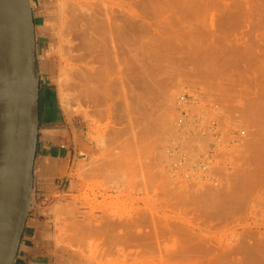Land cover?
Returning a JSON list of instances; mask_svg holds the SVG:
<instances>
[{
	"label": "rangeland",
	"instance_id": "374dc122",
	"mask_svg": "<svg viewBox=\"0 0 264 264\" xmlns=\"http://www.w3.org/2000/svg\"><path fill=\"white\" fill-rule=\"evenodd\" d=\"M64 1L54 41L60 101L85 118L94 148L57 215L72 264H264V0ZM85 10L104 23L106 63L84 64L64 40L62 20ZM100 65L109 73L94 77ZM181 94L217 104L219 125L245 135L199 166L206 117H192L186 141ZM173 138L190 162L167 151Z\"/></svg>",
	"mask_w": 264,
	"mask_h": 264
},
{
	"label": "crops",
	"instance_id": "0c3cea01",
	"mask_svg": "<svg viewBox=\"0 0 264 264\" xmlns=\"http://www.w3.org/2000/svg\"><path fill=\"white\" fill-rule=\"evenodd\" d=\"M60 2L64 0H30L39 66V121L33 196L13 264L73 263L59 241L57 215L79 191L81 165L94 150L85 118L60 101L54 54L56 30L63 19Z\"/></svg>",
	"mask_w": 264,
	"mask_h": 264
},
{
	"label": "water",
	"instance_id": "95a60500",
	"mask_svg": "<svg viewBox=\"0 0 264 264\" xmlns=\"http://www.w3.org/2000/svg\"><path fill=\"white\" fill-rule=\"evenodd\" d=\"M38 121L30 0H0V264H13L32 200Z\"/></svg>",
	"mask_w": 264,
	"mask_h": 264
},
{
	"label": "bare ground",
	"instance_id": "6f19581e",
	"mask_svg": "<svg viewBox=\"0 0 264 264\" xmlns=\"http://www.w3.org/2000/svg\"><path fill=\"white\" fill-rule=\"evenodd\" d=\"M81 2H83L82 0H80ZM79 1V2H80ZM65 2V1H64ZM63 2V3H64ZM70 1H68V3H69ZM76 2H77V0H76ZM86 2V1H85ZM61 3V2H60ZM67 5H68V3L67 2H65ZM153 3V2H152ZM77 4V3H76ZM81 4V3H80ZM79 4V5H80ZM83 4H84V2L82 3V5L81 6H83ZM87 4H88V1H87ZM60 5H62V4H60ZM78 5V6H79ZM150 5V4H149ZM77 6V5H76ZM81 6H79V8L81 7ZM260 6V5H259ZM84 7V6H83ZM82 7V8H83ZM152 7V6H151ZM63 8H64V5H63ZM65 8H67L66 7V5H65ZM64 8V10H66ZM70 8V7H69ZM155 8V7H154ZM258 8V7H257ZM62 9V8H61ZM81 9V8H80ZM80 9H79V11H80ZM85 9H87L86 7H85ZM97 9V8H96ZM68 10V9H67ZM70 11H71V9H69ZM76 9H74V11H75ZM82 10V9H81ZM88 10V9H87ZM83 11V10H82ZM86 11V10H85ZM93 11V10H92ZM66 12V11H65ZM90 12V11H89ZM63 13H64V11H63ZM67 13V12H66ZM86 13L87 14H85L84 16L82 15L81 16V19L80 18H78V19H80V20H78V19H73L74 21H77V23L75 22V24L73 23L74 21H71L70 19L68 20V19H65L64 18V20H62V24H63V26H64V28H65V31H64V29H63V32L65 33L66 32V34H65V36H66V38H64V40L67 42V44L69 45V46H67V47H70V48H74V50H76L78 53L76 54V56H77V58H78V60L79 61H81V62H83L84 64H86V62H84V60H86L87 58H89L91 61H94V64H95V60L96 59H99V61L101 62V61H103L102 63H100L98 60H96V61H98L99 63H97V65H99V64H103L104 62L106 63V60H105V58H104V56L106 57V59H108L107 58V56H108V54H109V52L111 53V51L110 50H112L113 49V47H112V45L109 43H106V41H105V37H103L102 35V32L104 31V34L106 33L105 32V30L103 29V28H105L104 26H102L104 23H102V21L101 20H96V19H91L90 17H92V15L93 14H89L87 11H86ZM93 13V12H92ZM105 13V12H104ZM68 14V13H67ZM67 14H66V16H67ZM74 14V13H73ZM77 15H78V13H76ZM101 14V13H100ZM261 14V13H260ZM88 15V18H86V16ZM98 15V14H97ZM111 15V14H110ZM65 16V15H64ZM65 16V17H66ZM75 16V15H74ZM76 17H78V16H76ZM83 17V18H82ZM138 17V16H137ZM67 18V17H66ZM261 20H264V19H261ZM260 20V21H261ZM106 21V20H105ZM65 22H66V24H65ZM72 22V23H71ZM99 22H101V24L99 23ZM113 22V21H112ZM120 22V21H119ZM258 23H260V24H262V23H264V22H258ZM75 26V29H73V31L71 30V26ZM256 27V26H255ZM72 28H74V27H72ZM107 28V27H106ZM258 29V28H257ZM59 30V29H58ZM103 30V31H102ZM123 31V30H122ZM61 31H59L57 34L59 35V34H62V33H60ZM113 32V31H112ZM63 33V34H64ZM56 34V35H57ZM111 34V33H110ZM60 36V35H59ZM105 36V35H104ZM108 35H106V37H107ZM111 36V35H110ZM58 37V36H57ZM63 37H64V35H63ZM120 37V36H119ZM107 39V38H106ZM129 39V38H128ZM75 40V43L73 42ZM110 42L112 41L111 40V37H110ZM108 40V41H109ZM129 41V40H128ZM112 42H114V40L112 41ZM111 42V43H112ZM72 43L74 44V46L72 45ZM113 44V46H114V44H116V43H112ZM111 45V47L112 48H109L108 46H110ZM119 46H120V43H119ZM118 46V47H119ZM124 46V45H123ZM131 46V45H130ZM115 47H116V45H115ZM63 49V48H62ZM71 49V51H73ZM134 49H135V47H134ZM116 50V49H115ZM66 51V50H65ZM71 51H70V54H71ZM67 52V51H66ZM65 52V53H66ZM75 52V51H74ZM108 54H107V53ZM69 53V52H68ZM107 54V56L105 55V54ZM103 54V55H102ZM73 55V54H72ZM102 55V56H101ZM135 55V54H134ZM62 56V55H61ZM115 56H116V54H115ZM102 57V58H101ZM110 57H112V55L110 56ZM133 57V56H132ZM76 58V59H77ZM104 59V60H103ZM90 60H88L87 59V62H89ZM110 60V59H109ZM119 60V59H118ZM71 61V60H70ZM91 61H90V63H91ZM113 61V60H112ZM123 61V60H122ZM78 62V61H77ZM115 62V61H114ZM78 64V63H77ZM83 64V65H84ZM93 64V63H92ZM87 65H88V63H87ZM138 65V64H137ZM79 66V65H78ZM89 66H90V64H89ZM94 66V65H93ZM92 66V67H93ZM96 66V65H95ZM101 66V65H100ZM74 67V66H73ZM87 66H85L84 68H86ZM91 67V68H92ZM66 68V67H65ZM96 68H98V67H96ZM100 69H98L97 71L95 70H92V71H94V72H92L91 71V74H93L94 73V75H92V76H94V77H98V78H100V75H103L104 74V72H107V73H109L108 72V69L106 68V66H104V68L105 69H107V71L105 70V69H103L102 68V66L101 67H99ZM69 69V68H68ZM71 69V68H70ZM69 69V70H70ZM83 69V68H82ZM93 69H95V68H93ZM105 70L104 72H102L103 70ZM79 70V69H78ZM99 70H100V73H99ZM111 69H109V71H110ZM86 72H87V70H85ZM88 71L90 72V70H89V68H88ZM116 71V70H115ZM73 72V71H72ZM88 72V73H89ZM78 73H80L79 71H78ZM106 73V74H107ZM73 74H75V73H73ZM100 74V75H99ZM133 74V73H132ZM71 75V74H70ZM76 75H77V71H76ZM75 75V76H76ZM135 75V74H134ZM74 76V75H73ZM78 77H80V76H82V74L79 76V75H77ZM89 76V75H88ZM106 76V75H105ZM68 77V76H67ZM78 77H76V80L78 79ZM102 77V76H101ZM107 77V76H106ZM82 77H80V79H81ZM84 78V77H83ZM90 78V77H89ZM89 78H87V79H89ZM103 78V77H102ZM101 78V79H102ZM135 78V77H134ZM133 78V79H134ZM105 79V78H104ZM108 79V78H107ZM84 80V79H83ZM122 80H123V78H122ZM75 81V80H74ZM89 81V80H88ZM104 81V80H103ZM124 81V80H123ZM72 82V81H71ZM77 82V81H76ZM99 82V81H98ZM120 82V81H119ZM135 82V81H134ZM78 83V82H77ZM79 83H80V81H79ZM83 83H84V81H83ZM86 83V82H85ZM100 83V82H99ZM109 83V82H108ZM138 83V82H137ZM74 84V83H73ZM91 85V84H90ZM101 86V85H100ZM74 88V87H73ZM100 88V87H99ZM104 88V87H103ZM62 89V88H61ZM80 89V88H79ZM98 89V88H97ZM107 89V88H106ZM78 91V90H77ZM101 91H103V90H101ZM100 93V91L97 93V94H99ZM102 93V92H101ZM92 94V93H91ZM63 96V95H62ZM75 96V95H74ZM100 96V95H99ZM98 96V97H99ZM64 97V96H63ZM67 99V98H66ZM69 99V98H68ZM79 100V99H78ZM64 101V100H63ZM71 102H73V101H71ZM67 104V103H66ZM203 108H202V106H200V107H196V108H192V111H194V113L198 116V118L201 120L202 118H204V117H202L201 116V114L202 113H204L203 112V110H202ZM215 113H216V111H215ZM249 117V116H248ZM252 117V116H251ZM192 126H193V128H192ZM195 125H191V126H187V127H185V129L186 128H188V129H191V131H193V129H195ZM232 127H234V126H232ZM232 127H229V128H224V127H222V126H220L219 125V122H218V129H221V132H222V130H223V136H222V141H224V140H228L229 139V137H230V135L228 134V131H229V129L230 128H232ZM224 128V129H223ZM235 128V127H234ZM199 129V132L202 134V135H207L208 136V140L209 139H211V136H210V134H208V133H205V134H203V132H202V130L203 129H200V128H198ZM191 134H192V132H191ZM190 134V135H191ZM207 143H208V141H207ZM236 144V143H235ZM228 144H223L222 145V147L221 148H223V147H225V146H227ZM230 145H234V144H230ZM220 148V149H221ZM218 150V149H217ZM57 206V205H56ZM61 207V206H60ZM58 208V207H57ZM60 209V208H59ZM60 212H61V209H60ZM59 212V213H60ZM139 236L140 235H136V240L138 239H141V238H143L144 237V235H143V237H141V238H139ZM142 236V235H141ZM135 237V236H134ZM150 239V238H149Z\"/></svg>",
	"mask_w": 264,
	"mask_h": 264
},
{
	"label": "built area",
	"instance_id": "2783aa9c",
	"mask_svg": "<svg viewBox=\"0 0 264 264\" xmlns=\"http://www.w3.org/2000/svg\"><path fill=\"white\" fill-rule=\"evenodd\" d=\"M177 109H178V115L176 118V123L181 128H184L185 132V140L187 141L190 138L191 129H188L185 127L191 126L193 124L192 117L196 118V120H199L198 116L192 111V108H198L200 106H203L204 113L201 114L202 117H206V123L202 127L203 134L208 133L211 136V139L208 140L207 148H206V155L204 156V162L199 163V166L204 165L203 163H208L211 160V153L215 152V150L220 149L223 144H238L241 137L245 135L244 129H239V127H232L229 129L228 134L230 135L229 139L226 141H222L223 136V130L221 132V129H218V115L219 113H215L216 110L220 109V107L217 104H211V105H205L200 101V99H194L192 97L186 96L184 94H181L177 97ZM218 114V115H217ZM223 119V118H221ZM196 126V125H195ZM227 126V122H224V128ZM223 128V129H224ZM174 145L171 144L169 148H167V151L169 152H175L177 151L179 153L178 161L181 163V165H184L187 162H190V159H188V151L186 150L185 143L178 142L176 139L173 138ZM207 161V162H206ZM206 166V164H205ZM187 169V173L185 176L190 175Z\"/></svg>",
	"mask_w": 264,
	"mask_h": 264
}]
</instances>
